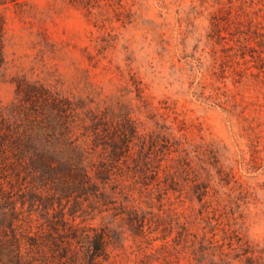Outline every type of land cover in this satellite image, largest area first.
<instances>
[{"label": "rangeland", "instance_id": "1", "mask_svg": "<svg viewBox=\"0 0 264 264\" xmlns=\"http://www.w3.org/2000/svg\"><path fill=\"white\" fill-rule=\"evenodd\" d=\"M78 149L104 264H264V0H0V210Z\"/></svg>", "mask_w": 264, "mask_h": 264}, {"label": "trees", "instance_id": "2", "mask_svg": "<svg viewBox=\"0 0 264 264\" xmlns=\"http://www.w3.org/2000/svg\"><path fill=\"white\" fill-rule=\"evenodd\" d=\"M34 156L31 165L40 184L22 190L20 208L11 194L7 210H0V264L106 263L117 234L104 224L89 223L82 206L90 194L94 202L105 201L92 180L103 183L106 174L92 162L84 164L83 150H42ZM0 194H8L2 182Z\"/></svg>", "mask_w": 264, "mask_h": 264}]
</instances>
